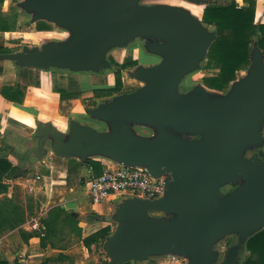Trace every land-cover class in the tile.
<instances>
[{
  "label": "water",
  "instance_id": "obj_1",
  "mask_svg": "<svg viewBox=\"0 0 264 264\" xmlns=\"http://www.w3.org/2000/svg\"><path fill=\"white\" fill-rule=\"evenodd\" d=\"M140 1L24 0L21 9L34 13L35 20L65 29L69 36L63 42L45 43L41 49L0 54V59L20 67L100 72L109 66L106 53L111 46H124L138 36L163 38V43L149 48L163 60L130 74L144 81L143 87L87 112L102 120L200 134L198 140L186 141L165 132L145 139L130 134L124 125L112 133H99L77 122L70 123L66 137L49 127L42 136H53V151L58 155L100 153L119 164L143 166L153 177L167 176L160 199L133 197L118 204L119 224L105 242L113 263L177 254L187 256V264H217L214 244L223 236L235 232L245 242L264 229V163L242 157L246 145L261 141L263 52H252L247 78L233 83L226 97L210 96L199 84L188 95H178L179 83L201 68L216 34L207 32L199 19L182 8L142 6ZM19 175H23L20 170ZM239 181L230 194L218 197L221 185ZM238 248L232 247L221 264H238Z\"/></svg>",
  "mask_w": 264,
  "mask_h": 264
},
{
  "label": "crops",
  "instance_id": "obj_2",
  "mask_svg": "<svg viewBox=\"0 0 264 264\" xmlns=\"http://www.w3.org/2000/svg\"><path fill=\"white\" fill-rule=\"evenodd\" d=\"M10 4L4 0L0 8L9 16V31H0V46L21 52L23 48H16L23 31L11 27L14 14L10 13ZM16 13L17 18L28 21L29 35L41 40L42 45L61 40L52 30L36 29L38 22L61 29L54 23L35 20L34 13L20 7ZM255 23L264 24V0H256ZM198 71L215 72L202 66L194 72ZM103 75L56 67H20L15 61L0 59V159L11 166L0 181L6 186L0 190V258L9 264H117L106 255L105 242L119 223L113 231L106 224H110L125 198L111 197L93 205L85 183L89 176H99L118 163L100 153L84 157L58 155L53 151V136H42L49 127L66 137L74 115L62 111L63 103L72 92L100 88ZM105 87H111L109 81ZM18 170L23 175L16 177ZM104 216L110 217V222L101 219ZM105 227L110 228L108 236L90 247L83 244ZM102 243L104 251L98 248ZM150 259L120 264H151Z\"/></svg>",
  "mask_w": 264,
  "mask_h": 264
},
{
  "label": "rangeland",
  "instance_id": "obj_3",
  "mask_svg": "<svg viewBox=\"0 0 264 264\" xmlns=\"http://www.w3.org/2000/svg\"><path fill=\"white\" fill-rule=\"evenodd\" d=\"M3 1L4 0H0V8L3 4ZM8 1L11 3L10 5L12 6L11 7L12 10H10V13L14 14V18H13V22H14L17 18L16 9L19 8L20 2L24 0H8ZM201 1L204 3L197 4L187 0H141L139 2V5L142 6L164 5L173 8H183L189 12L187 5H198L201 6L202 10H204V8L209 4L225 5L228 3L229 0H201ZM240 1L236 2L237 5L239 6H241V3H243V1L241 2ZM173 2H178L180 4H172ZM192 13L195 15L194 12ZM196 18L200 20L202 26L207 29V32L209 33L214 32L213 27L207 26L202 23V15H199ZM17 20L14 22V24L12 22L11 27L16 28L17 30L23 32L21 33V38H19L18 40L19 41L18 47L16 49L18 48L24 49L25 46H29L30 47L29 49H33V48L41 49L42 47L41 40L32 39L31 36L29 35L31 29L28 28V21L20 17H18ZM50 29L58 34L56 35L57 38L61 39L60 41H56V42H63L67 40L69 33H67L65 29H57L54 25H51ZM163 42L164 39L159 37L138 36L129 40L124 46H117V45L111 46L106 53V58L109 62V66L100 69V72L104 74L103 75L104 80H102L100 85L102 86L106 85L109 81L111 87L102 88L101 86L100 88L89 89L84 91L78 90V92L76 93L72 92L71 93L72 95L68 97V101L64 102L61 107L62 111L67 110L68 112L73 113L74 117L71 119L70 123L77 122L81 126L83 125L90 126L99 133H112L118 130L121 125H124V128H126L130 134L145 139H154L157 137V135L160 132H165L186 141L198 140L201 137L200 134L184 133V132L180 133L174 131L172 128L167 126L155 127L150 124H142V123H134V122H125V124H123L124 122L102 120L91 116L87 112L88 109L94 108L99 103L114 100L115 98L120 97L122 94L133 92L138 88L143 87L145 85V82L131 77L130 74L140 67H150V66L158 65L163 60V57L161 55L152 52L149 48L154 44L163 43ZM14 50H15L14 48L9 50L7 49L6 50L7 53L5 54L17 53ZM253 51L262 52L257 46H253L252 52ZM252 52H251V58H252ZM263 60H264V55H263ZM126 63H132V64L123 67L122 65ZM204 63H205V57L201 61V66ZM249 66L246 69L239 71L235 81H233L222 91L209 89L204 85L202 81V78L206 77L204 76V74H206L207 77H209L214 73L217 74L218 73L217 70H214L215 72L213 73L208 71L206 73H203V71L190 72L186 74L179 83L176 90L177 94L181 96H186L191 92V90L196 85L199 84L207 92H209L210 96L226 97L229 94L233 86V83L247 78ZM117 75H120L121 77L122 82L120 84V87H118L115 84V78ZM81 88L82 87L80 86L79 89ZM69 128H70V124H69ZM259 133L261 135L260 142L246 145L244 147L242 151V157L245 160H249L251 158H258L259 163H264V119L260 124ZM259 153H262V155H259ZM241 183L242 181H239L237 184L221 185L218 189V197L222 198L230 194ZM161 215L162 214L156 213L154 216L161 217ZM112 216H113L112 221L110 222V224H106V225H110L109 227L113 231L117 224V220L115 214ZM170 217H172V215H168L167 218ZM241 245H245V242H243V240L240 239L238 233L232 232L223 236L214 244V251L217 253L216 263L217 264L223 263L226 259V255L228 251L234 246L240 247ZM98 248L99 250L104 251L103 243L100 244V246L98 245ZM247 255H248L247 252L243 251L239 257L238 264H243L247 258ZM149 262L151 264H187L188 257L177 254H156L151 256Z\"/></svg>",
  "mask_w": 264,
  "mask_h": 264
},
{
  "label": "trees",
  "instance_id": "obj_4",
  "mask_svg": "<svg viewBox=\"0 0 264 264\" xmlns=\"http://www.w3.org/2000/svg\"><path fill=\"white\" fill-rule=\"evenodd\" d=\"M242 1L243 6L237 5L236 0H229L225 5L209 4L202 10V23L213 27L216 34V39L209 47L205 63L202 65L203 70L218 71L216 75L202 79L209 89L222 91L235 81L239 71L250 65L253 46H257L264 53V24L255 23L256 0ZM8 19L9 16L0 10V31H9ZM36 29L51 30L50 25L44 22H38ZM6 50L0 46V54L7 53ZM131 64L126 63L122 66ZM121 82L120 75H117L115 84L120 87ZM10 168L8 162L0 159V181ZM4 189L6 186L0 183V190ZM109 234V227L102 228L83 240V244L90 247ZM243 251L248 254L243 264H264V229L247 238L245 245L238 248L237 256L240 257ZM0 264L9 262L5 258H0Z\"/></svg>",
  "mask_w": 264,
  "mask_h": 264
},
{
  "label": "built area",
  "instance_id": "obj_5",
  "mask_svg": "<svg viewBox=\"0 0 264 264\" xmlns=\"http://www.w3.org/2000/svg\"><path fill=\"white\" fill-rule=\"evenodd\" d=\"M166 175L153 177L143 166L116 164L99 176H89L85 183L86 194L93 205L111 197L133 198L153 201L163 197ZM156 213H152L155 215Z\"/></svg>",
  "mask_w": 264,
  "mask_h": 264
},
{
  "label": "bare ground",
  "instance_id": "obj_6",
  "mask_svg": "<svg viewBox=\"0 0 264 264\" xmlns=\"http://www.w3.org/2000/svg\"><path fill=\"white\" fill-rule=\"evenodd\" d=\"M172 4H180V3H178V2H173ZM187 8L189 9V12H190L193 16H195V17L201 15V13H202L201 6H198V5H187ZM182 9H183V8H182ZM184 10H185V9H184ZM192 12H194L195 15H194Z\"/></svg>",
  "mask_w": 264,
  "mask_h": 264
}]
</instances>
